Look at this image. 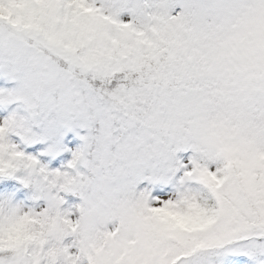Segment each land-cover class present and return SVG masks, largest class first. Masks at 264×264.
Wrapping results in <instances>:
<instances>
[{
  "label": "snow or ice",
  "instance_id": "snow-or-ice-1",
  "mask_svg": "<svg viewBox=\"0 0 264 264\" xmlns=\"http://www.w3.org/2000/svg\"><path fill=\"white\" fill-rule=\"evenodd\" d=\"M0 264H264V0H0Z\"/></svg>",
  "mask_w": 264,
  "mask_h": 264
}]
</instances>
